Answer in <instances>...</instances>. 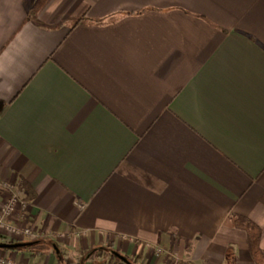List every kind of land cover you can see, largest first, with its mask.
I'll return each mask as SVG.
<instances>
[{"label": "crops", "instance_id": "crops-1", "mask_svg": "<svg viewBox=\"0 0 264 264\" xmlns=\"http://www.w3.org/2000/svg\"><path fill=\"white\" fill-rule=\"evenodd\" d=\"M37 2L0 0V178L39 232L0 255L258 264L226 221L264 250V0Z\"/></svg>", "mask_w": 264, "mask_h": 264}, {"label": "built area", "instance_id": "built-area-1", "mask_svg": "<svg viewBox=\"0 0 264 264\" xmlns=\"http://www.w3.org/2000/svg\"><path fill=\"white\" fill-rule=\"evenodd\" d=\"M0 189L4 193V200L0 204V234L14 238L27 237L36 239L39 232L33 225L31 202L21 193L18 182L13 179L0 178ZM158 255L165 254L175 260L178 253L163 245H155ZM0 264H22L12 258L0 255Z\"/></svg>", "mask_w": 264, "mask_h": 264}, {"label": "trees", "instance_id": "trees-1", "mask_svg": "<svg viewBox=\"0 0 264 264\" xmlns=\"http://www.w3.org/2000/svg\"><path fill=\"white\" fill-rule=\"evenodd\" d=\"M45 2L46 0H38L36 7L34 8L31 14L33 15L34 13H37ZM80 22L81 19H78L77 23ZM20 188L22 187L20 186ZM226 224L246 230L248 234L249 247L254 259L258 264H264V250L261 247L262 233L260 228L256 224L251 222L249 219L245 218L244 216H238V215L230 216L227 219Z\"/></svg>", "mask_w": 264, "mask_h": 264}, {"label": "rangeland", "instance_id": "rangeland-1", "mask_svg": "<svg viewBox=\"0 0 264 264\" xmlns=\"http://www.w3.org/2000/svg\"><path fill=\"white\" fill-rule=\"evenodd\" d=\"M165 247H166V246H165ZM177 260H178V258L175 259V261H177Z\"/></svg>", "mask_w": 264, "mask_h": 264}]
</instances>
